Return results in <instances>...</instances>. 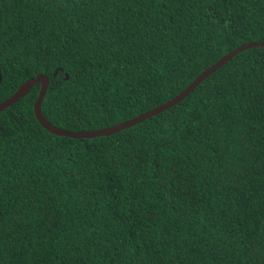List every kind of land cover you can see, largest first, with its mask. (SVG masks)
Wrapping results in <instances>:
<instances>
[{"label": "trees", "instance_id": "obj_1", "mask_svg": "<svg viewBox=\"0 0 264 264\" xmlns=\"http://www.w3.org/2000/svg\"><path fill=\"white\" fill-rule=\"evenodd\" d=\"M250 42L264 0H0V102L42 74L102 129ZM38 92L0 111V264H264V48L108 136Z\"/></svg>", "mask_w": 264, "mask_h": 264}, {"label": "water", "instance_id": "obj_2", "mask_svg": "<svg viewBox=\"0 0 264 264\" xmlns=\"http://www.w3.org/2000/svg\"><path fill=\"white\" fill-rule=\"evenodd\" d=\"M254 47H262L264 48V43H257V42H250V43H244L237 47L236 49L230 51L229 53L225 54L222 58H220L217 62H215L213 65L202 71L184 90H182L178 95H176L171 100L151 109L148 110L132 119H129L127 121H123L121 123H118L116 125H112L109 127H105L102 129H95V130H87V131H78V132H72V131H66L64 129H60L56 126H53L51 123H49L45 117L42 114L41 111V105L43 102V99L45 97V94L47 92V88L49 85V77L38 74L36 77L31 78L23 82L13 93L12 96H10L8 99L0 102V111H3L13 103L17 102L20 98L27 95L30 90L35 86L39 85V92L38 97L36 101L33 104V111L36 120L38 123L46 129L48 132L57 135V136H65L70 138H93V137H100V136H108L114 133H117L127 127H131L137 123H140L144 121L145 119L157 115L160 112L168 109L169 107L173 106L180 100H182L184 97H186L188 94H190L194 88L201 83L205 78H207L211 73L222 67L225 63H227L233 56L238 54L241 51H244L246 49L254 48ZM57 71L54 72V75ZM2 80L1 72H0V82Z\"/></svg>", "mask_w": 264, "mask_h": 264}]
</instances>
